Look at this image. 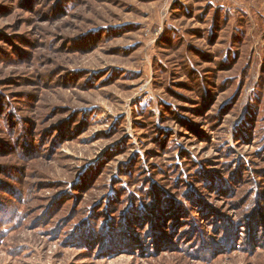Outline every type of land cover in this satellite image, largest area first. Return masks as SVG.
<instances>
[{"label": "rangeland", "instance_id": "374dc122", "mask_svg": "<svg viewBox=\"0 0 264 264\" xmlns=\"http://www.w3.org/2000/svg\"><path fill=\"white\" fill-rule=\"evenodd\" d=\"M0 264H264V0H0Z\"/></svg>", "mask_w": 264, "mask_h": 264}, {"label": "snow or ice", "instance_id": "6c2138e0", "mask_svg": "<svg viewBox=\"0 0 264 264\" xmlns=\"http://www.w3.org/2000/svg\"><path fill=\"white\" fill-rule=\"evenodd\" d=\"M3 210V205L2 204H0V211H2Z\"/></svg>", "mask_w": 264, "mask_h": 264}]
</instances>
